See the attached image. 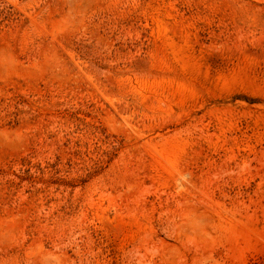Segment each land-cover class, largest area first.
I'll return each mask as SVG.
<instances>
[{
	"label": "rangeland",
	"instance_id": "1",
	"mask_svg": "<svg viewBox=\"0 0 264 264\" xmlns=\"http://www.w3.org/2000/svg\"><path fill=\"white\" fill-rule=\"evenodd\" d=\"M0 264H264V0H0Z\"/></svg>",
	"mask_w": 264,
	"mask_h": 264
}]
</instances>
